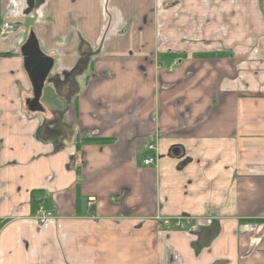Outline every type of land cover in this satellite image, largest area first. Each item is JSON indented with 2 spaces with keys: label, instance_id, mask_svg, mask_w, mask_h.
I'll use <instances>...</instances> for the list:
<instances>
[{
  "label": "crops",
  "instance_id": "crops-1",
  "mask_svg": "<svg viewBox=\"0 0 264 264\" xmlns=\"http://www.w3.org/2000/svg\"><path fill=\"white\" fill-rule=\"evenodd\" d=\"M2 22L0 264H264V0H0Z\"/></svg>",
  "mask_w": 264,
  "mask_h": 264
},
{
  "label": "water",
  "instance_id": "water-1",
  "mask_svg": "<svg viewBox=\"0 0 264 264\" xmlns=\"http://www.w3.org/2000/svg\"><path fill=\"white\" fill-rule=\"evenodd\" d=\"M21 55L33 91V98L26 102V106L31 112L41 111L39 99L44 82L53 66V60L41 53L33 33L29 34L27 41L21 47Z\"/></svg>",
  "mask_w": 264,
  "mask_h": 264
},
{
  "label": "built area",
  "instance_id": "built-area-1",
  "mask_svg": "<svg viewBox=\"0 0 264 264\" xmlns=\"http://www.w3.org/2000/svg\"><path fill=\"white\" fill-rule=\"evenodd\" d=\"M14 25L9 23V22H2L1 23V27H0V35L1 36H5V35H9V34H12L13 31H14ZM154 147L153 145H148L147 146V156L144 158L143 160V164L145 166H151L155 163L156 161V156L154 154ZM93 201V199H90L89 200V203L88 205L91 204V202ZM37 213L39 215V219L40 220H53L54 219V215L51 211H48L46 209H43L42 207H40L38 210H37ZM175 226L176 228H181L183 226L182 222H176L175 223Z\"/></svg>",
  "mask_w": 264,
  "mask_h": 264
},
{
  "label": "trees",
  "instance_id": "trees-1",
  "mask_svg": "<svg viewBox=\"0 0 264 264\" xmlns=\"http://www.w3.org/2000/svg\"><path fill=\"white\" fill-rule=\"evenodd\" d=\"M231 54H225L223 52L221 53H216V54H204V55H199V58H209V59H216V58H223V57H227L230 56ZM169 57H176V58H182V55H177V56H172V55H166ZM165 56V57H166ZM113 140L111 138H84V139H80L78 140L77 144H84V143H88V144H96V145H109L112 144ZM78 147V145H77ZM34 192H31V211H35L38 206H37V202L34 201Z\"/></svg>",
  "mask_w": 264,
  "mask_h": 264
},
{
  "label": "rangeland",
  "instance_id": "rangeland-1",
  "mask_svg": "<svg viewBox=\"0 0 264 264\" xmlns=\"http://www.w3.org/2000/svg\"><path fill=\"white\" fill-rule=\"evenodd\" d=\"M175 65H177V64L175 63Z\"/></svg>",
  "mask_w": 264,
  "mask_h": 264
}]
</instances>
